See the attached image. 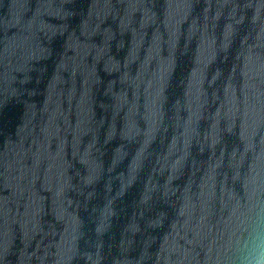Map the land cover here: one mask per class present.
<instances>
[{
  "label": "water",
  "instance_id": "95a60500",
  "mask_svg": "<svg viewBox=\"0 0 264 264\" xmlns=\"http://www.w3.org/2000/svg\"><path fill=\"white\" fill-rule=\"evenodd\" d=\"M264 203V0H0V264H231Z\"/></svg>",
  "mask_w": 264,
  "mask_h": 264
},
{
  "label": "clouds",
  "instance_id": "9594fccd",
  "mask_svg": "<svg viewBox=\"0 0 264 264\" xmlns=\"http://www.w3.org/2000/svg\"><path fill=\"white\" fill-rule=\"evenodd\" d=\"M231 264H264V203H258L231 245Z\"/></svg>",
  "mask_w": 264,
  "mask_h": 264
}]
</instances>
